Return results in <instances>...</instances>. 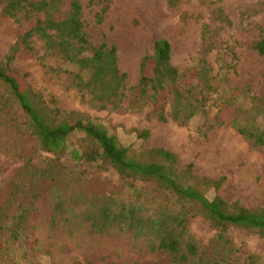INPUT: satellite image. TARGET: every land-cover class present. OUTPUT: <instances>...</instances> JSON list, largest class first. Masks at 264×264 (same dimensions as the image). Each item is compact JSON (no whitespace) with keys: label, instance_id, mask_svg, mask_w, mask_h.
Returning <instances> with one entry per match:
<instances>
[{"label":"rangeland","instance_id":"obj_1","mask_svg":"<svg viewBox=\"0 0 264 264\" xmlns=\"http://www.w3.org/2000/svg\"><path fill=\"white\" fill-rule=\"evenodd\" d=\"M80 1L91 46L107 41L119 50L120 68L128 74L126 105L100 109L80 91L72 73L59 71L77 68L45 56L39 38L33 51L16 55L11 70L50 107L91 117L135 150L167 149L182 165L191 166L195 176L220 181L219 190H204L209 199L220 196L247 208L264 207V150L254 148L230 123L215 125L227 90L249 88L252 96L264 97V57L243 47L248 36L264 35V0H111L102 24L96 21L93 0ZM218 8L229 24L219 20ZM25 28L0 10L2 59ZM159 39L170 42L172 63L180 73L203 58L210 69L209 84L198 80L187 94L199 112L185 124L171 118L159 121L150 98L131 102L142 60ZM259 125L264 128V117ZM143 130L150 132L147 140L138 138L137 131ZM80 174L68 159L41 150L28 117L0 86V264H176L167 252L153 251V235L136 236V228L125 225L130 221L112 224L105 218L109 211L119 216L134 211L150 225L155 220L170 225L182 212L172 194L153 183L123 179L114 170ZM22 213L26 220L15 239L14 226ZM216 236L209 220L190 218L182 250L188 242L197 245L194 263L202 257L204 263L225 258L219 264H233L239 254L250 253L264 264V238L259 234L228 231L225 238L232 242L233 254L223 242L216 243Z\"/></svg>","mask_w":264,"mask_h":264},{"label":"trees","instance_id":"obj_2","mask_svg":"<svg viewBox=\"0 0 264 264\" xmlns=\"http://www.w3.org/2000/svg\"><path fill=\"white\" fill-rule=\"evenodd\" d=\"M93 3L96 21L102 24L111 0H93ZM0 10L4 16L26 25L9 54L3 59L0 57V86L28 117L31 134L41 150L68 159L80 175L114 170L123 179L153 183L172 194L182 208L170 225L165 220H155L150 225L149 219L139 218L134 211L120 213V216L109 211L105 218L112 224L130 221L125 225L136 228V236L153 235L157 239L153 251L167 252L176 264H219L226 260L204 263L200 257L194 263L192 259L198 257L199 250L193 242H188L186 250H182L187 223L199 215L209 220L217 231L216 243L223 242L221 245L231 254L235 249L225 238L230 230L250 231L264 238V207L251 209L239 202H227L220 196L209 199L204 190H219L220 181L195 176L191 166L182 165L177 155L167 149L135 150L91 117L50 107L40 92L11 70L10 63L16 55L23 49L33 51L34 40L39 38L43 41L45 56L77 68V72L59 71L72 73L80 91L88 94L100 109L119 110L126 105L128 74L120 68L119 50L107 41L98 47L91 46L80 0H0ZM217 16L220 21L230 23L222 8H218ZM243 47L264 57V35L248 36ZM209 72L207 60L203 58L200 65L180 73L172 63L170 42L159 39L142 60L139 82L131 88V102L138 104L150 98L152 112L159 121L167 122L171 118L185 124L199 112L187 94L192 93L198 80L209 84ZM250 92L249 88L227 90L215 125L221 127L230 123L254 148L264 150V128L259 125V119L264 117V97L257 98ZM137 135L147 140L150 132L137 131ZM25 220L23 213L17 217L13 230L15 239L19 238ZM233 264H258V260L250 253L239 254Z\"/></svg>","mask_w":264,"mask_h":264}]
</instances>
